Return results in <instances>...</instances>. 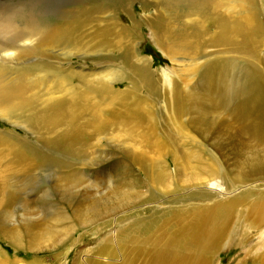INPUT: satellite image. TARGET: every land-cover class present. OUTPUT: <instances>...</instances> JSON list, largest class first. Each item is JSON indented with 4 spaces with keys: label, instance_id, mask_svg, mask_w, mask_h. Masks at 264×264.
I'll return each instance as SVG.
<instances>
[{
    "label": "bare ground",
    "instance_id": "bare-ground-1",
    "mask_svg": "<svg viewBox=\"0 0 264 264\" xmlns=\"http://www.w3.org/2000/svg\"><path fill=\"white\" fill-rule=\"evenodd\" d=\"M85 4L77 0L73 7L49 13L23 1L0 8V121L28 131L31 137L0 128V234L19 253L35 249L44 238L43 243L55 249L70 244L58 264H211L232 233L256 230L262 236L258 250L264 260V158L245 147L230 170L183 150L185 141L196 147L194 138L184 136L188 117L195 133L204 138L210 134L218 148L233 139L229 134L219 136L225 126L213 117L216 106L196 103L186 85L181 87L174 79H169L174 83V112L183 122L177 126L178 135L159 125L154 103L162 82L151 69L152 61L137 52L133 30L121 21L123 12L135 30L141 21L132 6L139 4L144 12L156 8L148 17L149 26L169 38L165 39L167 58H200L201 51L191 39L201 37L206 21L212 20L219 30L216 45L243 47L263 64V76L252 67L235 74L229 66L225 79L232 86L222 92L232 100L253 82L261 84L264 93V60L255 39L264 32L258 19L264 0ZM90 26L86 43L79 32ZM109 48L121 55L105 58L104 65L94 63L93 70L72 68L73 55L85 59ZM197 70L188 73L196 75ZM118 82L127 84L126 89L118 88ZM236 87L241 90H231ZM219 107L224 109L222 104ZM259 110L264 107L255 115ZM243 119L239 124L244 131L251 124L247 116ZM244 132L264 149V126ZM95 165L100 177L79 168ZM50 167L57 171L55 188L63 201L71 198L69 207L54 208L43 197L34 204L44 208L31 207L28 212L33 202L22 199L20 190L28 185L25 180ZM82 189L93 194L73 200V192ZM17 202H22L25 212L21 228L11 224ZM76 233L80 235L74 241ZM85 236L89 240L84 243ZM0 261L13 263L1 251Z\"/></svg>",
    "mask_w": 264,
    "mask_h": 264
},
{
    "label": "rangeland",
    "instance_id": "rangeland-1",
    "mask_svg": "<svg viewBox=\"0 0 264 264\" xmlns=\"http://www.w3.org/2000/svg\"><path fill=\"white\" fill-rule=\"evenodd\" d=\"M20 1H23L25 4L31 5L35 8L44 9L49 13L52 11H62L63 9L69 8L70 6L73 7V4L77 0H0V8H7L16 5ZM91 2H93V0H85V5L90 4ZM133 7H135V17L139 20V22L141 21L140 26L134 30L132 23L126 18V15L123 12L121 13V21L126 27H129L133 30L137 52H139V55H141L143 58L145 57L152 61L151 69L156 72L157 75H159L158 77L162 82L161 95L154 103L156 119L159 121V125L169 126L171 129L173 128L175 130L174 134L178 135L177 126H179L183 120L182 122L181 119L176 120L174 112L175 104L173 99V82L176 81L179 86H181V84H185L187 90L191 91L194 98L196 99V103H201L208 106H216V108L213 109L215 111L213 117L219 118L221 122H224L225 126L219 136L224 137L225 135L229 134L233 139V143H236L238 147L236 145L233 146L232 141L229 143L227 141V145L221 148L216 147V144L212 139L213 136H210L209 134V138H204L195 133L196 130L188 125L189 121L191 120V117H188L184 120L186 122V125L183 128L184 136L187 134L189 137L194 138L196 141V143L194 142L196 147L193 145H187L185 141L183 144V150L188 151L194 157H197L198 155L204 157L206 163L216 160L225 169L228 166L230 170L233 169L232 166L237 158L242 155L238 151L244 150L245 147V149H256L257 151L255 153L257 158H261L262 160L264 158L263 146L258 148L255 141L250 139L247 133L244 132L246 129L250 132H253L255 127L259 129L264 126V110H259L256 115L254 113L256 110L264 107V93L261 90V84L253 82L251 84L245 85L242 93L232 100H228L225 93L222 91L227 87L229 89V87L232 86V82L228 81L226 83L227 80L225 79L226 73L229 72V66L236 69L235 74L238 73V71H244L245 69L252 67L258 69L263 76V64L258 63L257 59L252 56L250 51L243 49V47H227L216 45L214 43V39L219 34V30H217L213 25L212 20L206 21L205 30L201 37L199 36L196 39H191V41L198 45L201 51L200 58L197 56L194 57L193 55L190 57L180 55L174 58H167L166 52L168 51V48L166 47L165 39L169 38H162L161 33L157 34L149 26L150 20H148V17H151L155 13L156 8L152 7L148 12H144L142 11L141 5L139 4L132 6V8ZM258 19L264 27V12L261 8L258 10ZM175 29H177V31L175 30L176 32L181 30L178 25L175 26ZM91 33L92 29L90 26L86 29V32H79V36L84 42L87 43L89 41L88 36H90ZM255 39L260 42L258 45V54H261L262 59L264 60V32L258 34ZM119 55H121L120 51L114 52L112 48H109L102 53L87 56L85 59H82V55H73L74 58L72 59V68H74L76 71H79L83 66L86 68V71L89 68H91L89 70H93L92 68L95 67L94 63L104 65L103 62L106 63V61H104L105 58L110 56L116 57ZM191 69L197 70L198 73L196 75L189 74L188 72ZM169 79L170 81L172 79L175 81L172 80L173 82L169 83ZM262 83L264 84V78ZM116 85L118 88L123 90L126 89L127 86V84L123 82H118ZM231 90L239 91L241 90V87H236V89L231 88ZM258 101H260V104H257ZM221 104L224 106V109H220L219 106ZM252 110L253 113L251 114ZM244 116L249 118L251 125H245L243 131L239 123L244 120ZM0 128L7 131H15L20 136H27L31 138L28 134V131L16 127L9 122L0 121ZM162 130L164 131V129ZM184 138H186V140L188 139L187 137ZM137 147L139 148L138 152H142L141 146L137 145ZM173 151L174 150L172 148L168 151V157H171L170 155H172ZM197 151H199L200 154H198ZM246 156L249 157L250 155ZM170 162V169L174 171V164H172V161ZM79 168L85 173L87 172L86 169L89 170L88 172L90 175L96 174L98 177L101 175L98 171V166L96 165L89 169L83 166H79ZM106 173L108 174L109 172ZM57 178V171L50 167L39 172L35 179L25 180V183L28 185L25 188L22 187L20 191L22 192V199L27 198L28 200L30 199V203L31 201L33 202L28 212H32V209H43L44 205L38 203L34 204L35 201H42L43 197L47 198L48 201L53 203L55 206L54 208L69 207L67 201L71 198L63 201V196L55 188L57 186ZM74 193L75 192H73V200L74 198L81 195H88L91 193L93 194V191L91 192L89 190L82 189V191L79 193ZM165 198H169V196H166ZM21 205L22 202H17V204L13 207V219L11 220V224L19 228L23 226L25 219V215H23L25 212L24 209H22L23 206ZM33 206L35 208H33ZM39 213L45 214V211L41 210ZM33 217L35 219H40V216L36 215L35 213ZM41 223H43V221ZM19 230L21 231V229ZM238 233V236H235V231L234 234L232 233V235L228 237L227 242L223 244V248L213 259V261H211V264H264V260L262 258L263 251L258 250L260 238L262 237L261 233L256 230H252L246 235L244 234L243 230L242 232L240 230ZM79 235L80 233L75 234V237L73 238L74 241L79 239ZM88 237L89 236H85L83 238L84 243L89 240ZM42 241L45 242L46 238L42 239ZM43 242L35 249L28 248V250L25 248L19 253L14 251V248L10 243V239L0 234V251L1 253L7 255L10 261L13 260L11 261L13 262L12 264H16V262H18L17 264H58L59 261H62L64 252H66L71 247L69 244L65 249H61V247H63L61 244L55 249L53 246H51V244H45Z\"/></svg>",
    "mask_w": 264,
    "mask_h": 264
}]
</instances>
